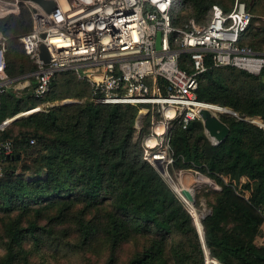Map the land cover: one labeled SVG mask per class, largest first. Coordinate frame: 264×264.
<instances>
[{
	"label": "trees",
	"instance_id": "obj_1",
	"mask_svg": "<svg viewBox=\"0 0 264 264\" xmlns=\"http://www.w3.org/2000/svg\"><path fill=\"white\" fill-rule=\"evenodd\" d=\"M213 5H217L214 0H176L172 24L180 26L188 19L205 24ZM221 9L228 13L232 8ZM30 29L29 10L0 20V33L7 39L6 71L13 79L34 71L22 48L30 66L26 68L17 53L18 38ZM249 29L241 40L247 45ZM62 76L84 86L89 95L86 83L63 72L44 99L32 94L18 98L9 90L1 98L0 124L36 107L35 102L47 100ZM263 76L264 71L253 76L231 67L212 68L199 78L197 99L264 123ZM137 115L138 108L130 105L71 104L5 126L0 130V142L12 141L14 148L10 156H0V215L40 204L60 203L65 210L74 204H82L85 210L109 205L106 234L112 248L106 264H115V246L132 237L146 239L147 245L127 264H204L199 232L213 264H264V247L252 240L264 223V128L220 116L230 133L218 146L206 144L201 123L174 131L170 140L174 168L199 172L219 187L210 194L214 200L210 213L197 227L182 198L142 159L141 143L149 127L136 137ZM21 122L35 124L36 130L12 135L10 128ZM19 163L25 172L31 163L32 176L18 175ZM37 229L30 224L26 229L14 226L7 230L2 264H17L24 256L23 242L37 240ZM81 235L82 244L87 245L91 239L88 229H82Z\"/></svg>",
	"mask_w": 264,
	"mask_h": 264
},
{
	"label": "built area",
	"instance_id": "obj_2",
	"mask_svg": "<svg viewBox=\"0 0 264 264\" xmlns=\"http://www.w3.org/2000/svg\"><path fill=\"white\" fill-rule=\"evenodd\" d=\"M45 1L52 2L54 10L27 1L31 29L18 38L34 66L32 73L17 79L8 75L7 39L0 33V104L9 90L17 95L27 88L21 84L23 78L35 79L31 94L41 100L58 74L70 72L88 86L83 103L136 107L135 128L138 119L150 118L149 133L141 143L142 159L155 170L158 164L168 172L174 164L170 145L174 131L202 125L205 102L196 93L201 75L223 67L253 76L264 71V54L241 42L253 18L242 0H235L228 13L213 5L205 24L188 19L180 26L172 24L176 0ZM19 3L0 0V19L18 15ZM42 46L47 63L40 59ZM219 108L215 115L236 116ZM13 148L12 141L0 142V156H10Z\"/></svg>",
	"mask_w": 264,
	"mask_h": 264
},
{
	"label": "rangeland",
	"instance_id": "obj_3",
	"mask_svg": "<svg viewBox=\"0 0 264 264\" xmlns=\"http://www.w3.org/2000/svg\"><path fill=\"white\" fill-rule=\"evenodd\" d=\"M1 1L6 3L15 2V0ZM214 1L226 11L230 10L235 3V0ZM242 1L245 3L247 10L253 17L250 24L249 36L246 38V43L251 45L254 51L264 54V0ZM29 8L30 4L26 0H20V3L18 4V15H8L4 18H16L21 15L22 11L28 12ZM17 44L19 46L17 52L18 56L22 57L27 68L30 66V62L21 53L22 47L20 43L17 42ZM28 73L29 72H25L17 78L27 76ZM262 79L264 80V76ZM21 81L22 85L25 83L27 84V88L18 91L16 96L18 98L30 96L34 88L35 79L33 77H26ZM83 87L84 86H80L78 83L74 82L70 77L62 76L56 82L54 93L47 100L39 103L35 102L36 107L21 112L18 114L20 117L16 120H26L33 114L47 113L54 108H59L64 105L85 104L83 102L84 98L87 96L85 93L86 90H84ZM79 93H81V96L76 97L75 94ZM208 106L211 108L221 107L217 104H209ZM38 107H40L41 110L31 114H24ZM226 109L234 112L230 108ZM234 113L236 116H224L242 119L252 125L264 128V123H262L259 119H245L237 112ZM216 116L218 118L220 117V115ZM6 120L9 121L11 119ZM149 123L150 118L147 116L138 119V128H135L137 130L136 137L139 135L140 130L146 131L149 127ZM10 124L11 122H9L6 126ZM34 130H36L35 124H27L24 122L18 123L10 128L12 135H17L20 132L32 134ZM206 139L208 140L206 144L213 146L212 141L207 137ZM27 164L30 167V170L27 172L23 170L22 163L17 164V174L23 176L24 178H29L34 172V169L31 167V163ZM168 173L170 174H168L169 179L166 180L175 192L176 190L172 187L171 180L176 182L182 189L189 188L194 197V203L192 205L193 208L189 206L184 199L182 200L185 203L181 200L186 211L189 214L191 213L192 216V211L194 209L202 217L208 215L214 201L210 194L213 191L219 190V187L216 185L214 180L199 172L176 170L174 166L169 168ZM1 177L2 171L0 170V178ZM109 211V205H103L96 209L85 210L82 204H74L70 210H65L64 206L59 203L55 205L40 204L31 206L23 211L20 210L8 216L0 215V264L3 263L4 250L2 248V242L5 241V232L13 229L14 226L26 229L30 224H34V226L38 228L35 232L37 240L33 241L31 238H27L23 242L22 249L24 256L20 258V261L17 264H106L109 260L112 248L106 234V228L108 225L107 215ZM195 223L198 227V220H195ZM86 228L91 234V239L87 245H83L81 234L82 229ZM260 228L263 229H260L258 236L252 238V240L255 245L258 246L260 244L264 246V223L261 224ZM146 245L147 240L139 237H132L129 240H124L120 244H117L114 251L115 264H127L129 260L136 253L141 252ZM210 260L212 259H209L206 254L204 264H213ZM170 264L174 263L171 262Z\"/></svg>",
	"mask_w": 264,
	"mask_h": 264
},
{
	"label": "water",
	"instance_id": "obj_4",
	"mask_svg": "<svg viewBox=\"0 0 264 264\" xmlns=\"http://www.w3.org/2000/svg\"><path fill=\"white\" fill-rule=\"evenodd\" d=\"M26 1H32L34 3H37L48 11L54 10L53 3L50 1H45V0H26ZM160 37H161V34L158 32L156 34V44H155L157 49L160 48ZM40 59L44 61V63L48 62V55H47L46 49L43 46L40 47ZM231 112L232 111H230V113ZM231 114H235V113L233 112ZM17 116L18 115H16L11 120H9L7 124L9 122L15 121L16 119H18V117H20V116L18 117ZM200 116L202 119V128H203V132L205 136L212 141L213 146H218L222 144L227 139L230 133V130L227 127V125L224 124L216 115H214L209 110L201 109ZM7 124L1 125L0 130H2L4 126H6ZM156 170L160 174V176H164V171L162 168L159 167L158 164H156ZM181 194H182V197L186 199L188 202L194 203V197L191 191L183 190ZM202 232H203V229H202ZM198 236L202 244L204 253L207 254L208 256V252L204 245L203 235L200 236V234H198Z\"/></svg>",
	"mask_w": 264,
	"mask_h": 264
},
{
	"label": "bare ground",
	"instance_id": "obj_5",
	"mask_svg": "<svg viewBox=\"0 0 264 264\" xmlns=\"http://www.w3.org/2000/svg\"><path fill=\"white\" fill-rule=\"evenodd\" d=\"M209 104H206L205 103V105L202 107L203 109H205V110H209V111H211L213 114L215 113V114H217V112H215L211 107H209L208 106ZM37 111V109H34V110H30L29 112H27V113H24V114H31V113H34V112H36ZM214 114V115H215ZM18 116H20V115H18ZM17 116V117H18ZM158 129H159V127H158ZM150 143H152L151 142V140H150ZM169 173L168 172H164V178L165 179H169V175H168ZM171 185H172V187L176 190V192H177V194H179V196L182 198V199H184L183 197H182V191L183 190H188V191H190L189 190V188L188 189H182L176 182H174L173 180H171ZM184 201H186L188 204H189V206H191L192 207V205H193V203H191V202H188L186 199H184ZM193 208V207H192ZM192 213H193V217H194V219L197 221L198 220V222H201V219H202V216L200 215V214H198L197 212H196V210L194 209L193 211H192ZM198 232H199V230H198ZM199 234H200V232H199ZM200 236H201V234H200ZM211 261V260H210Z\"/></svg>",
	"mask_w": 264,
	"mask_h": 264
},
{
	"label": "crops",
	"instance_id": "obj_6",
	"mask_svg": "<svg viewBox=\"0 0 264 264\" xmlns=\"http://www.w3.org/2000/svg\"><path fill=\"white\" fill-rule=\"evenodd\" d=\"M261 229H263V228H261ZM258 246H263V245H260V244H259ZM263 247H264V246H263Z\"/></svg>",
	"mask_w": 264,
	"mask_h": 264
}]
</instances>
